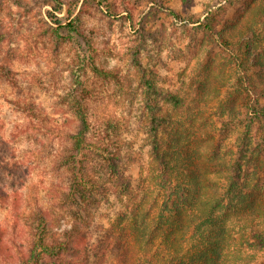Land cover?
<instances>
[{"label": "rangeland", "instance_id": "rangeland-1", "mask_svg": "<svg viewBox=\"0 0 264 264\" xmlns=\"http://www.w3.org/2000/svg\"><path fill=\"white\" fill-rule=\"evenodd\" d=\"M28 1H37V9L54 26L69 21L66 3L73 0ZM0 2L12 10L10 15L8 10L0 11V17L5 16L15 34L5 41L4 53L16 55L10 63L15 84L0 76V157L8 166L0 169V185L9 194L7 201L0 202V243L10 244L9 253L14 255L11 263L19 264L18 252L28 250L29 239L23 221L14 215V196L18 194L24 203L35 196L41 206L56 211L59 208L57 187L64 184V178L55 167V158L69 143L68 132L78 128L76 116L62 102V96L72 82L71 66L88 56L89 41L97 47V60L102 66L119 67L131 80L129 93L114 94L113 101L120 96L121 100L110 102L108 107L128 118L122 152L135 197L111 192L97 209L93 226L77 232L85 238L80 253H85V245L91 250L86 264H163L160 258L169 259L174 248L183 253L197 244L198 226L206 227L200 218L186 222L194 212L200 214L194 202L183 221L165 207L166 196L157 184L158 163L145 122L144 76L154 77L160 90L181 99L177 107L173 101L166 104L172 119L167 132H163L162 145L169 150V161L179 159L187 166L193 163L189 168L199 175L204 199L214 201V195L221 198L215 214L226 219L236 242L246 239L247 233L244 235L241 229L253 219L246 211L255 202H259L258 209H264L262 120L253 117V109L264 105V50L259 46L260 50L248 48V53L246 47L245 53L238 49L232 52L204 32L200 21L207 11L226 4L218 30L239 20L245 23L253 17L249 8L254 0H105L111 11L95 6L91 13L82 14L79 35L69 38L68 29L61 27L66 42L55 56L41 42L36 52L29 49L27 40L18 38L15 32L16 28L19 32L28 30L27 22H19L23 7L15 0ZM251 34L247 32V38ZM237 54L249 62L247 69L242 67L244 59L242 65L238 64ZM135 58L140 64H135ZM86 75L93 84L94 72L88 69ZM29 105L34 113L26 108ZM230 181L236 192L242 190L246 195L243 199L240 195L233 197L231 207ZM178 182L174 178L173 183ZM60 215L57 231H70L74 219ZM257 221L264 228V216ZM183 224L189 228L185 235ZM117 236L120 238L116 241ZM236 244L227 248H235ZM260 256L264 264V250L259 251ZM83 259L75 257L76 264ZM5 260L1 253L0 262Z\"/></svg>", "mask_w": 264, "mask_h": 264}, {"label": "trees", "instance_id": "trees-1", "mask_svg": "<svg viewBox=\"0 0 264 264\" xmlns=\"http://www.w3.org/2000/svg\"><path fill=\"white\" fill-rule=\"evenodd\" d=\"M15 1L23 7V10L20 11L23 19H19V22H27L28 29L26 32H19L20 28H16L15 32L19 33L18 38L26 39L29 49H32L33 52L37 51V45L41 42L42 47L49 50L54 56L66 42L62 40L66 37L61 34V27L68 29L67 33L70 34L67 37L69 38L76 34L79 35L82 14L91 13L95 6L106 7L105 0L69 1L66 3L67 20L69 21L65 25L57 22V26H54L46 20L43 11L37 9L39 6L37 1L35 3L28 0ZM54 1L61 2V0ZM226 9L227 5L222 4L217 9L207 11L204 19L200 21L201 29L232 52L235 49L243 51L244 47L247 48V53L250 47L264 50V0H254V6L249 8L253 17L251 19L249 17L247 22L240 23L242 21L239 20L223 30H218ZM6 10L10 15L12 10L0 2L1 13H5ZM109 10L107 8V11ZM172 13L177 15L175 12ZM259 19L260 21H258ZM259 22L260 25L256 28ZM245 27L246 32L244 31ZM247 32L252 33L248 38ZM14 35L5 16L0 17V76L11 84H15L16 77L10 63L14 57L16 58V55L4 53V49L5 41L12 39ZM89 42L88 56H84L77 64L71 66L72 82L62 96V102L68 105L76 116L78 128L76 132H68L69 143L64 145L63 150L55 158V167L64 178V184H59L57 187L60 193L57 202L59 208L57 211L55 208H45L37 203L35 196H32V199H25V203L18 194L13 199L14 215L23 221L29 237L28 250L18 252L19 264H76L75 257L84 258L79 264H86L91 250L85 245V253H80V244L85 241V238L77 236V232L82 227L93 226L97 209L102 200L106 199L111 192H118L120 196L135 197L132 177L124 165L125 156L122 152L126 144L122 135L128 126V118L117 115L108 107L110 102L119 103L121 100L120 96L113 101L114 94L129 93L131 80L127 75L121 73L119 67L106 68L102 66L97 60L99 57L97 47L91 41ZM259 46H261L260 49ZM236 57L238 64L242 65L245 62L242 67L247 69L249 62L246 58H242L240 54H237ZM134 60L135 64H140L138 58ZM254 60L257 61L255 58ZM88 69L94 72L95 76L91 78L93 84H90V77L86 75ZM153 79L154 77L144 76L141 78V83L145 98V122L148 127L153 156L158 163L157 184L166 196L165 207L169 212H173L174 217L183 221L184 215L189 214L188 209L194 202V208L200 214L194 212L186 222L189 223L190 219L195 221L196 218H200L201 223L206 225L205 228H202V225L198 226L197 244L186 249L185 253L179 252L176 247L174 248L175 253L169 254V259L162 256L160 260L163 261V264H261L262 256H258L259 251L264 250V228L257 219L264 216V209L256 207L259 202L250 205L246 213L252 215L253 219L245 222L241 229L245 231H243L244 235L247 233L246 239L236 242V236L231 235L227 228L226 219L215 214L219 207L218 200L221 198H215L214 195V201L211 198L204 199L205 196L199 186L201 183L197 180L199 175L195 170L189 168L193 163L190 162L187 166L188 164L179 159L173 163L169 161V150L164 149L162 145L163 132H167L172 119L166 104L173 101L174 106L177 107L181 103V99L173 93H164L157 87ZM108 89H113L111 94L104 92ZM261 93V96L264 97V89L261 90ZM131 103L132 101L129 104ZM26 108L32 113L35 112L30 105ZM253 110L254 119L262 120L260 141L263 146L260 149L264 150V105ZM2 161L0 157V169H6L7 163L4 164ZM174 178L181 182L174 184ZM188 183L191 185L189 186ZM228 194L231 196H229L230 207L233 197L240 195L243 199L246 196L242 190L235 191L232 181L229 184ZM175 197L178 199L176 200ZM8 199V192L5 187L0 185V202H5ZM60 213L64 217L70 215L74 219L75 227L73 226L70 231L67 230L63 233L57 231ZM186 227V224H183L182 228H185L183 235L188 233L189 228ZM115 238L117 241L120 237ZM0 239H2L1 235ZM235 243H237L235 248H227L228 245ZM0 244V254L3 253L6 258L0 264H14L10 262V258L14 256L13 253H9L10 244L5 242ZM110 244L113 243L110 242ZM128 248L130 249L129 245ZM247 250L249 251L246 252ZM180 255H184V257Z\"/></svg>", "mask_w": 264, "mask_h": 264}]
</instances>
